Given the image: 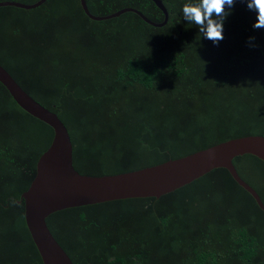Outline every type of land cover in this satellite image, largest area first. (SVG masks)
I'll return each mask as SVG.
<instances>
[{"label":"trees","instance_id":"trees-1","mask_svg":"<svg viewBox=\"0 0 264 264\" xmlns=\"http://www.w3.org/2000/svg\"><path fill=\"white\" fill-rule=\"evenodd\" d=\"M84 1L96 17L133 8L164 20L151 0ZM160 1L161 28L130 12L93 21L79 0L0 7V66L63 122L81 175L132 172L264 136V28H253L246 0L225 9L218 44L183 18V5L197 0ZM52 136L0 84V264H42L18 201ZM232 163L264 204V163L251 155ZM46 224L73 264H264V212L224 169L159 198L62 210Z\"/></svg>","mask_w":264,"mask_h":264},{"label":"water","instance_id":"water-1","mask_svg":"<svg viewBox=\"0 0 264 264\" xmlns=\"http://www.w3.org/2000/svg\"><path fill=\"white\" fill-rule=\"evenodd\" d=\"M46 1L39 0L34 4L0 2V7L32 10ZM79 1L85 15L96 22L117 18L129 12L156 28L165 26L168 21V13L160 0H151L164 16L160 24L151 22L133 8L96 17L89 13L84 0ZM0 84L20 109L53 131L49 147L36 162L32 182L18 201L24 203L25 225L42 264H73L47 227L46 218L53 213L119 200L159 198L215 169L226 170L264 212V204L259 195L239 177L232 163L234 158L243 155L254 156L264 163V136L231 139L188 156L132 172L100 177L85 176L73 167L71 139L58 116L29 96L1 66Z\"/></svg>","mask_w":264,"mask_h":264},{"label":"clouds","instance_id":"clouds-1","mask_svg":"<svg viewBox=\"0 0 264 264\" xmlns=\"http://www.w3.org/2000/svg\"><path fill=\"white\" fill-rule=\"evenodd\" d=\"M249 10L256 13L254 29L264 28V0H246ZM235 0H197L195 4L186 3L183 5V18L189 24L199 29V36H202L213 44L223 40V24L229 14L225 6L231 8ZM253 40L254 37H250Z\"/></svg>","mask_w":264,"mask_h":264}]
</instances>
